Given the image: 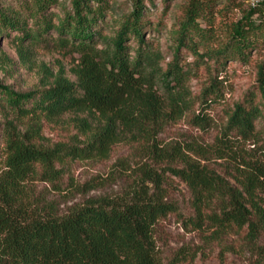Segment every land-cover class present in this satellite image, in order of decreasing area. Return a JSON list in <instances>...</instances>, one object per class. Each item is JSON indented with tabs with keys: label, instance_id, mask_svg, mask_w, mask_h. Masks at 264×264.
Instances as JSON below:
<instances>
[{
	"label": "trees",
	"instance_id": "trees-1",
	"mask_svg": "<svg viewBox=\"0 0 264 264\" xmlns=\"http://www.w3.org/2000/svg\"><path fill=\"white\" fill-rule=\"evenodd\" d=\"M17 1V9L0 3V38L18 32L22 50L26 41L46 42L77 54L79 63L76 83L59 77L29 92L0 84V114L29 123L21 131L12 120L0 121V264H163L155 227L177 209L160 181H141L127 197L87 199L65 214L39 207L29 184L58 186V166L106 158L119 125L174 120L195 102L191 123L200 134L212 133L211 139L174 146L165 155L181 164L168 171L192 193L196 216L189 222L217 234L243 232L251 244L264 236V59L255 63L254 85L224 105L218 121L208 112L223 100L218 78L226 63L248 65L264 52V1L180 0L165 33L171 55L166 69L159 66L160 50L145 39L165 25L150 20L144 0H131L110 37L102 30L110 0H70L55 23L47 11L57 0ZM28 19L39 23L34 31ZM50 32L56 37H45ZM184 54L213 71L196 98L186 85ZM67 113L97 115L104 126L81 146L38 144L41 122Z\"/></svg>",
	"mask_w": 264,
	"mask_h": 264
},
{
	"label": "rangeland",
	"instance_id": "rangeland-1",
	"mask_svg": "<svg viewBox=\"0 0 264 264\" xmlns=\"http://www.w3.org/2000/svg\"><path fill=\"white\" fill-rule=\"evenodd\" d=\"M179 1L144 0L150 20L156 22L162 19L165 25L162 33L153 30L145 33V39L153 41L154 48L162 53L159 61L162 69H166L171 61L165 33L172 25L173 11ZM245 1L246 4H256L264 0ZM28 2L31 3L30 0ZM0 3L19 8L17 0H0ZM57 3L47 11L54 23L57 21L55 15H59L64 6L69 8L70 0H57ZM109 3L111 8L102 28L103 35L107 37L113 35L124 15L131 10V0H110ZM27 24L34 31L39 23L28 19ZM19 35L18 32H11L9 36L0 38V84L17 92H29L49 87L59 77L76 83L77 54L54 49L46 42L34 45L26 41L22 50L16 40ZM48 35L56 37L51 32L45 37ZM131 46L135 48L136 44L132 42ZM263 59L264 52L254 55L248 65L226 63L218 78L222 82L223 100L208 110L214 119L218 121L224 105L239 101L254 85L255 63ZM181 65L189 72L186 85L191 97L196 98L209 84V75L213 71L187 54L182 57ZM198 108L199 103L195 102L182 117L157 124H137L130 128L119 125L118 139L106 158L68 160L58 166L61 170L58 186L42 181L29 184L31 200L39 207H49L58 214H65L87 199L127 197L141 181L152 186L157 180L166 199L173 202L177 209L176 214L169 215L155 227L154 235L163 264H264V236L251 244L243 232L217 234L207 224L199 228L189 222L196 216L192 193L181 179L168 171L170 167L177 168L181 164L178 160L170 162L165 155L174 146L184 148L188 143L211 139L212 133L200 134L191 123L193 112ZM5 120L14 121L21 131L29 126L26 120L18 121L0 114V121ZM103 126L104 121L97 115L67 113L52 120H43L37 143L44 147L58 143L81 146L101 132ZM212 167L221 170L215 163Z\"/></svg>",
	"mask_w": 264,
	"mask_h": 264
}]
</instances>
